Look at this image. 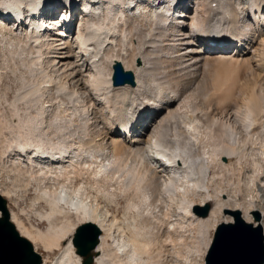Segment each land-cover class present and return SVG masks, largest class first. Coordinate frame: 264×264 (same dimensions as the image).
I'll use <instances>...</instances> for the list:
<instances>
[{"label":"bare ground","instance_id":"obj_1","mask_svg":"<svg viewBox=\"0 0 264 264\" xmlns=\"http://www.w3.org/2000/svg\"><path fill=\"white\" fill-rule=\"evenodd\" d=\"M69 1H0V43L11 50L19 45L10 51L32 77L28 92L8 104L13 110L3 111L8 101L0 99L1 169L26 189L35 186L36 215L46 231L40 229L44 222L27 227L14 212L11 220L48 254L59 251L53 263L42 264H82L72 239L85 223L101 230L93 264H187L188 256L201 253L210 230L240 214L230 207L243 208L242 218L262 229L264 246V0H225L221 6L172 0L174 8L171 0H88L78 14L65 9L64 29H54L57 20L47 21V11ZM245 24L252 29L242 31ZM210 36L228 47L207 51ZM253 43L258 48L246 63L233 59L246 56ZM232 46L231 62L259 72L252 82L259 91L245 96L242 108L235 104L233 120L226 109L217 130L205 124L202 132L195 120L185 124V142L166 141L163 124L180 92L167 97L161 90V59L169 63L168 77L179 68L189 71L187 87L197 77L194 67L223 59ZM115 61L133 73L134 87L112 86ZM206 206L203 217L197 208Z\"/></svg>","mask_w":264,"mask_h":264},{"label":"rangeland","instance_id":"obj_2","mask_svg":"<svg viewBox=\"0 0 264 264\" xmlns=\"http://www.w3.org/2000/svg\"><path fill=\"white\" fill-rule=\"evenodd\" d=\"M190 1H192V0H190ZM214 1H217L218 4H220V6L222 5L223 2H225V0L222 1V2H220V0H214ZM218 4H216V5H218ZM233 6H235V5H233ZM184 20H185V18L182 17L181 21H184ZM185 21H186L185 23H187V24L190 22L189 19H187ZM159 25H160V23H159ZM239 28H241L242 31H247L248 29H249L248 31H250L252 29V27H250L248 24H245V26L241 25ZM76 31H77V27L75 26V32ZM251 36H252V34L249 37H251ZM18 46L19 45H17L14 50H11L10 47L5 45V43H2V44L0 43V99H2L3 96H4L5 99H7L6 100V101H8L7 104H3V106H2L3 107V111H5L7 113H8V111L10 109H12V108L9 109L10 105L8 106V104H12L13 101H14V98L18 97L17 95H22L23 93L28 92L29 87H30V86L28 87V84L32 80L31 79L32 77L30 76V73L25 71L24 67L20 65L21 63H18L19 62L18 59H16V56L12 53L15 50H16L15 52L20 50V47L18 49ZM252 46H253V48H248V50L246 52L247 53L246 56L242 55L239 58H234L233 57V59H238L243 64L246 63V61H244V60H247V58H249V57L251 58L252 53H254L255 50L258 48V44L256 45V44L253 43ZM5 48H7V49H5ZM151 50L152 49H149V51H151ZM153 52H154L155 55L157 54L156 53L157 50L154 49ZM228 53H229V55L225 56L226 58L225 57H221L223 59H217V61H215V63L213 61L210 64H208L206 66H202V67L200 66V64H198V66H196L197 69L194 67L195 70H193V71L197 72V77L194 79L195 81L193 80L194 82L192 84H189L187 87H185L187 84H186V81H184L183 79L187 80V74L189 73V71L186 70V69L183 70V69L179 68V66H178V68H179L178 70L176 69V70H173L171 72V74L174 75V76L168 77L169 73L167 71H168L169 66H167V65H169V63L167 61L161 59L162 60L161 63L157 66L158 70L159 71L161 70V74L158 75V78H157V82L161 84L160 85L161 90L165 91L164 95H166L167 97L173 95V93L176 92L175 89L178 90V92H180L179 95H178V98L176 99L175 103L171 107V110L173 111V114L170 117H167V119L165 120V122L163 124L162 135H163V137H164V139L166 141H170V140L177 141L178 140L180 142H185L188 139V136L186 135V132H185L186 131V125L185 124L189 123L191 121H195V120H196L195 122L197 123V125H199V128L201 127L200 130L202 132L205 131L206 129H208V127H210L211 125L212 126L214 125L212 127L213 130H217L218 128L221 127V123H223V120H225L224 118H225V114H226V109H227L228 113H232L233 112V116L232 115H228L227 116L228 118L230 117L231 120H233L234 119V107H235V104L238 105V106L235 107V109H237L240 106H241L240 108H242L243 103H245V101H246L245 100L246 99L245 96H247L248 99H249V98H251V96L255 95L253 93V90L256 93L259 91L260 88L258 86L255 87L254 84L252 83L255 80V74L259 73V72L256 69H254L252 66L248 65V64H245L246 66H240L241 63H239V62L234 64L229 59V57L230 58L232 57L233 52H227V54ZM164 57L165 58L169 57V55L168 54H167V56L164 55ZM226 59H227V61H226ZM14 60L16 61V64H14L15 63ZM228 61H229V63L230 62L231 63L230 64L227 63ZM224 62H226V63H224ZM135 64L137 65V62ZM237 64L239 66H237ZM252 69H253V71H252ZM251 74H252V76H251ZM175 75H176L177 78L175 77ZM179 75H181V76H179ZM188 78H189V76H188ZM179 80H181V81H179ZM175 83L177 84V86H176ZM24 86L27 89L24 88ZM237 86H238V88H240V90H238ZM182 87H184L185 89L182 88ZM157 88H159V87H157ZM186 89H187V91L184 92V90H186ZM181 90H182V92H181ZM206 90H207V92H206ZM244 90L246 91L245 93H244ZM153 91L156 92V89L153 88ZM155 92H153V94ZM209 94L212 95V96H210ZM212 97H214V98H212ZM242 97H243V99H241ZM189 98H191V99H189ZM234 99H236V100H234ZM239 99H241L242 102L239 101ZM215 100L218 101L219 104ZM238 102H240V103H238ZM232 103H234V104H232ZM19 104L18 105L22 107V108L20 107L21 109L27 110L26 109L27 107H25L26 105H24V102H21ZM174 107H176V108H174ZM30 108L31 107L28 108L29 109L28 111H30ZM219 108L224 110V111L220 110ZM173 109L176 111V113H175V111ZM35 110H36V107H35ZM73 111H75V108H73ZM209 114L211 115V118H210ZM216 116H217V119H216ZM221 116H222V118H221ZM206 119H208V120H206ZM198 122H201V123H198ZM205 122H207V123H205ZM205 124L206 125L208 124L207 125L208 127ZM63 131L65 132V128L63 129ZM0 159H1V155H0ZM11 164L12 163H8V165H6V167L11 165ZM1 165L2 164L0 162V193L1 194L4 193L3 194L4 196H1V195L0 196L3 199H5V201L7 203V209L9 211L10 221L12 222L11 217H12V213L14 212V213H17L21 217V219L24 221V224L27 227H29L30 225H33L34 227H37V225L40 222H44L45 226L44 225L42 227L40 226V229L42 231H46L47 225H46L45 220L43 219L41 221V219H39L37 217V215H36L38 210H37V204L35 205V203H34L35 186L32 185L30 188L26 189L25 187H23L24 183L22 181H16L17 182L16 183L13 180V175L12 174H8L9 173L8 169L7 168L5 169V167H3V169H1L2 168ZM12 181L15 184L12 183ZM14 185H15V187H14ZM6 190L9 192L8 196H10L11 194H13V195L8 197L6 195L7 194ZM10 192H12V193H10ZM17 195H18V199L16 198ZM11 197H12L13 200L10 199ZM229 200H231L230 197H229ZM235 201H236L235 203H238L237 199H235ZM253 205H255V202H254ZM258 205H259V207L262 206L261 203H259ZM32 206H34V207H32ZM42 206H44V208L48 209L47 204L42 203ZM112 208H113V210H111V212L114 213L116 211V208H114V207H112ZM201 208H203V207H201ZM230 209L239 210V212L241 214V218L243 217V214H244V209L243 208L230 207ZM124 210H125V203H124V201H121V205H119V213H118L119 215H118V218H117L119 221L123 220ZM224 213L225 212L223 211V215H224ZM127 218H129V217H127ZM233 219H234V217H231L229 220L223 221V222L225 224H230V223L233 222ZM248 219H251V217H248ZM245 222L250 224L249 220L245 221ZM220 225H222L221 221L219 222V224H218V226L216 228L210 230L209 240L207 241L206 245L203 246L202 251H201L200 254L196 253L197 255L193 254V255L188 256L189 263H187V264H206L205 263L206 252H207L208 248L211 245L212 239L214 237L215 229H217ZM15 227H16V225H15ZM123 228H124V230L126 232L125 226ZM17 231H18V229H17ZM18 233H19V231H18ZM20 236L31 242V244L34 247V250L41 256L42 263L45 260L47 262H52L53 263L54 259L59 254V251H55L53 254H48L39 243H34L28 237L24 236V234H20ZM115 236L118 237L119 240L121 239V237L118 236L116 233H115ZM126 236H128L127 232H126ZM187 240H189L188 242L190 244L187 242ZM187 240H186V243L188 245H191L193 243V240L192 241H191V239H187Z\"/></svg>","mask_w":264,"mask_h":264},{"label":"water","instance_id":"obj_3","mask_svg":"<svg viewBox=\"0 0 264 264\" xmlns=\"http://www.w3.org/2000/svg\"><path fill=\"white\" fill-rule=\"evenodd\" d=\"M114 87L135 86L133 73L124 71L121 63L113 64ZM201 215L206 217L209 207ZM0 264H41V256L27 239L20 236L10 221L5 199L0 196ZM234 223L220 225L214 234L205 259L206 264H264L263 237L260 229L244 223L236 213ZM101 230L91 223L78 226L72 243L76 254L83 258L82 264H93L92 251L99 244Z\"/></svg>","mask_w":264,"mask_h":264}]
</instances>
